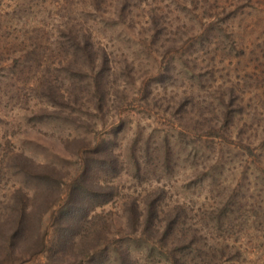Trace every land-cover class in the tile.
<instances>
[{
    "label": "rangeland",
    "instance_id": "1",
    "mask_svg": "<svg viewBox=\"0 0 264 264\" xmlns=\"http://www.w3.org/2000/svg\"><path fill=\"white\" fill-rule=\"evenodd\" d=\"M178 263L264 264V0H0V264Z\"/></svg>",
    "mask_w": 264,
    "mask_h": 264
},
{
    "label": "trees",
    "instance_id": "2",
    "mask_svg": "<svg viewBox=\"0 0 264 264\" xmlns=\"http://www.w3.org/2000/svg\"><path fill=\"white\" fill-rule=\"evenodd\" d=\"M88 43V45H93L92 43H90L89 41L87 42ZM26 213V212H25ZM22 219H23V216H19V218H18V220H19V224L20 223H22L23 221H22ZM174 221H172L173 223H176L177 222V220H178V216H176V217H174V219H173ZM173 226H174V224H173ZM177 257V256H176ZM177 258H175V260H176ZM178 262H180V261H178ZM179 264V263H178Z\"/></svg>",
    "mask_w": 264,
    "mask_h": 264
}]
</instances>
